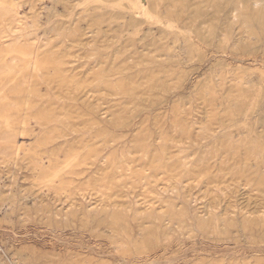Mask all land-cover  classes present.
<instances>
[{"label": "rangeland", "instance_id": "obj_1", "mask_svg": "<svg viewBox=\"0 0 264 264\" xmlns=\"http://www.w3.org/2000/svg\"><path fill=\"white\" fill-rule=\"evenodd\" d=\"M13 1L0 0V17L4 16L0 18V57L8 52V56L28 55L30 70L37 68L39 84L33 93L18 87L17 93H9L0 103V264H264V30L252 16L264 10L263 0H245L249 4L240 5L239 20H234L239 23L231 29L227 19L231 6H214L205 19L215 33L206 37L190 28L196 19L188 7L182 20L174 15L178 8L170 3L174 0L159 2L155 8L151 0H136L137 7L129 0ZM185 2L189 6L194 0ZM88 7L90 13L86 14ZM97 8H106L109 14L101 17ZM117 14L119 20L113 18ZM244 15L254 19L248 32L241 25ZM228 29L232 35L224 44L220 39ZM36 52L45 67H36ZM150 55L157 57L155 76L148 75V67L134 65L140 57L148 59ZM66 62L71 64L62 69H68L58 70L55 78L48 77L52 74L46 68L52 70L54 63ZM125 66L131 67L130 71ZM168 73H173L172 82L158 92L155 103L146 100L145 110L125 104V100L137 101L140 96L122 97L125 87L144 79L147 89L159 84ZM107 74L112 77L107 79ZM29 97L32 106L25 108ZM238 108L243 112L231 121ZM95 111H100L99 123L94 131H85L84 122ZM66 118L71 127L63 122ZM123 119L133 122L129 127L115 126ZM249 124L253 127L247 129ZM145 125L158 142V127L169 133L171 144L165 146L168 159L161 149L155 152L156 159L152 158L154 152L136 150ZM48 134L52 138L45 139ZM21 143L26 144L16 157L12 151ZM78 154L79 161L74 159ZM41 157L45 165L40 164ZM63 161H68L70 168ZM68 168L71 174H67ZM50 174L54 178L57 175L59 184L55 185ZM170 175H175L174 179ZM142 177L145 179L140 181ZM47 178L54 179V185ZM183 224L191 227L190 233Z\"/></svg>", "mask_w": 264, "mask_h": 264}, {"label": "bare ground", "instance_id": "obj_2", "mask_svg": "<svg viewBox=\"0 0 264 264\" xmlns=\"http://www.w3.org/2000/svg\"><path fill=\"white\" fill-rule=\"evenodd\" d=\"M13 1V0H12ZM105 1H108V0H105ZM147 1H149L150 2V0H147ZM162 1H164V0H151V3H154V8L155 7H157V5H158V3L159 2H162ZM14 2V1H13ZM12 2V3H13ZM129 2L131 3V4H133L134 6H136L137 7V1L136 0H129ZM249 2H251V0L249 1ZM249 2H246L245 0H194V2L193 3H190V5L189 6H187L186 5V2H185V0H174L173 2H170V3H172V5L175 3V5H176V7H178V8H176L177 10L176 11H174L175 12V14L174 15H176L177 14V18L178 19H181V17H182V13L184 12V10H185V8H187L188 7V9L190 10V13H193L194 14V17H195V19L196 20H194V23H192V24H190V28L191 29H194V31L197 33V34H199V35H201L202 37H206L207 35H211V34H214L215 33V29H214V27L210 24V25H208V27H207V23H208V20H206L205 18L209 15V10L210 9H212V8H214V6H221V5H228V6H231L230 7V12L228 13V21H229V25H230V29L232 28V26H234L235 25V23L236 22H238V21H234V20H237L238 19V15H237V11H238V9H240V5H244V4H249ZM263 2H264V0H263ZM252 3H255V2H252ZM6 4V3H5ZM17 4V3H16ZM15 4V5H16ZM7 5V4H6ZM6 5H3V6H6ZM9 5V4H8ZM259 5V4H258ZM258 5H256V6H258ZM12 7V6H11ZM15 7V6H14ZM13 7V8H14ZM92 7V6H91ZM151 7V6H150ZM152 7V9H154ZM245 7V6H244ZM243 7V8H244ZM247 7V6H246ZM252 7H254V6H252ZM1 8V7H0ZM8 8H10V7H8ZM90 7H88L86 10H85V13L86 14H89L90 13V9H89ZM118 9H120L121 8V6H119V7H117ZM174 8V7H173ZM97 9H101V11H98V12H100V14H98V15H100L101 17H104V16H106L107 14H109V10H107L106 8H97ZM175 9V8H174ZM257 9V8H256ZM16 10L18 11V9L16 8ZM242 10V9H241ZM240 10V11H241ZM252 10H254L253 8H252ZM257 10H259V9H257ZM256 10V11H257ZM5 11H7V10H5ZM245 11V10H244ZM244 11L241 13V15L244 13ZM3 12V11H2ZM1 12V13H2ZM10 12V11H9ZM12 12V11H11ZM14 12V11H13ZM247 12V11H246ZM15 13V12H14ZM122 13V12H121ZM252 14H253V12H251ZM13 14V13H12ZM248 14V13H247ZM259 15L258 16H254V15H252L254 18H255V20H256V22L259 24V26L261 27V28H263V30H264V10L263 11H260L259 13H258ZM2 15V14H1ZM0 15V16H1ZM4 15V14H3ZM11 15V14H10ZM16 15H17V12H16ZM240 15V14H239ZM256 15H257V13H256ZM6 16V15H5ZM246 15H244V17H245ZM117 17V18H116ZM203 17V18H202ZM0 18H2V17H0ZM3 18H4V16H3ZM3 18H2V20H3ZM12 18V17H11ZM17 18V17H16ZM15 18V19H16ZM113 18L114 19H120L119 18V14H117V16H115V15H113ZM241 18H243V17H241ZM240 18V19H241ZM15 19H14V22L13 23H15ZM183 19V18H182ZM181 19V20H182ZM226 19V20H227ZM254 20L251 16H246L244 19H243V21H242V23H241V25L245 28V30L247 31V29L248 30H252L251 29V21L252 20ZM11 20V19H10ZM13 20V19H12ZM11 20V21H12ZM239 20V19H238ZM19 21V20H18ZM179 21V20H178ZM211 21H213V20H211ZM4 22V21H3ZM1 23V25H2V22H0ZM211 23V22H210ZM239 23V22H238ZM6 24V23H5ZM35 24H37V23H35ZM34 24V25H35ZM209 24V23H208ZM0 25V26H1ZM34 25H32L33 27H35ZM124 25V24H123ZM185 25V24H184ZM228 25V26H229ZM5 26H8V25H5ZM9 26H10V24H9ZM28 26V25H27ZM30 26V25H29ZM238 26H240V25H238ZM14 27V26H13ZM58 27V26H57ZM235 27V26H234ZM1 28H2V26H1ZM8 28V27H7ZM11 28H12V25H11ZM236 28H237V25H236ZM3 29H5V28H3ZM10 29V28H9ZM234 29V28H233ZM229 30V29H228ZM240 30H241V28H240ZM240 30H239V32H240ZM1 31V30H0ZM17 31H18V29H17ZM56 31H57V29H56ZM242 31V30H241ZM3 32H5V31H3ZM7 32V31H6ZM9 32H10V30H9ZM58 32V31H57ZM194 32V33H195ZM248 32V31H247ZM13 33H15V31L13 32ZM227 34L225 35V36H222V38L220 39L221 41L220 42H224V44H225V42L226 41H228V40H230L229 39V37L232 35V32L229 30V31H227L226 32ZM235 33V32H234ZM250 33V32H249ZM262 32L260 31V34H261ZM2 35H3V33H1ZM8 34V33H7ZM57 34V33H56ZM60 33H58L57 35H59ZM175 34V33H174ZM240 34V33H239ZM244 34V33H243ZM56 35V36H57ZM237 35V34H236ZM250 35H251V33H250ZM249 35V36H250ZM256 37H257V35L256 34H254ZM6 36V35H5ZM60 36V35H59ZM240 36V35H239ZM244 37H245V35H244ZM0 38H1V36H0ZM235 38H236V36H235ZM241 38V37H240ZM247 38V37H246ZM250 38V37H249ZM248 38V39H249ZM239 39V38H238ZM256 40V39H255ZM241 41V40H240ZM239 41V42H240ZM252 41V40H251ZM250 41V42H251ZM252 43V42H251ZM48 44V43H47ZM237 44V43H236ZM241 44V43H240ZM33 45V44H32ZM190 46L192 45V44H189ZM14 46V45H13ZM12 46V47H13ZM17 46H18V44H17ZM30 46H31V44H30ZM34 46H35V44H34ZM44 45H43V43H42V45H41V47H43ZM189 46V47H190ZM7 47H9L8 45H7ZM6 47V48H7ZM32 47V46H31ZM186 47V46H185ZM241 47V46H240ZM35 48V47H34ZM40 48V47H39ZM187 48V47H186ZM192 49H195V47L194 46H192L191 47ZM9 49V48H8ZM11 50V49H10ZM47 50V49H46ZM170 50H172V49H170ZM184 51V50H183ZM18 52V51H17ZM47 52V51H46ZM45 52V53H46ZM41 53V52H40ZM168 53H170V51L168 50ZM8 54H10L9 52L7 53V56H4V57H0V103L2 102L3 103V100H7L8 99V94L9 93H17L18 91H17V89H18V87H20V89L22 88L25 92H32L33 93V91H34V88L39 84V76H38V73L36 72V70H37V68H36V70H35V68H34V70L32 71V70H30V65H31V59L29 58V56L28 55H26V54H23L21 57H15V56H8ZM2 55V54H1ZM43 55V54H42ZM168 55V54H167ZM166 55V56H167ZM177 55V54H176ZM3 56V55H2ZM19 56V55H18ZM43 56H45V55H43ZM43 56H41L42 58H43ZM144 56V55H143ZM142 56V57H143ZM173 56V55H172ZM64 57V56H63ZM63 57H62V59H63ZM70 57V56H69ZM142 57H140V60L138 61V62H134L133 64L134 65H140L141 67H143V69L144 68H146V67H148V69H150L149 71H147L148 72V75L150 74H153L154 76H155V73L153 72L154 70H155V64H154V62L157 60V57L156 56H151L150 55V57L148 58V59H146L145 57V59L146 60H144V58H142ZM169 57V56H168ZM177 57V56H176ZM45 58V57H44ZM60 58H61V56H60ZM65 58V57H64ZM72 58V57H71ZM75 58V57H74ZM73 58V59H74ZM171 58V57H170ZM75 59H77V57L75 58ZM42 60V59H41ZM40 59H39V54H38V52H36V55H35V57H34V62H35V65H36V67H38V66H43V67H45L44 66V63L41 61ZM46 60L47 59H45V63H46ZM53 60V59H52ZM57 60H58V57H57ZM66 60V59H65ZM64 60V61H65ZM69 60V59H68ZM78 60V59H77ZM49 61V60H48ZM56 61V60H55ZM59 61H61V60H59ZM57 63H58V61H56ZM50 63V62H49ZM55 64L54 63V65L52 66V70L51 69H49V68H46L47 70V72H48V74L49 75H51L52 74V76H48V74H45L44 76L46 77V75L50 78V77H52V78H55V77H57L55 74H58V70H60V71H64V70H66V69H68V68H65V69H62V67L64 66H66L67 64L69 65V64H71V62H66L65 64H61V63H59V64ZM62 63H63V61H62ZM79 64V63H78ZM132 64V63H131ZM47 66V65H46ZM123 66V65H122ZM133 66V65H132ZM68 67V66H67ZM72 67H73V65H72ZM121 67V66H120ZM125 68H126V70H129L130 68H129V66H125ZM111 70V69H110ZM117 70H120V69H117ZM43 71V70H42ZM108 71H109V69H108ZM115 71H116V69H115ZM121 71V70H120ZM130 71V70H129ZM46 72V73H47ZM67 72V71H66ZM65 72V73H66ZM71 72V71H70ZM111 72V71H110ZM109 72V73H110ZM119 72V71H118ZM124 72H125V70H124ZM170 72H172V71H170ZM231 72V71H230ZM233 72V71H232ZM45 73V72H44ZM64 73V72H63ZM64 73V74H65ZM106 73V72H105ZM108 73V72H107ZM146 72H144V73H142V74H145ZM175 73V72H174ZM215 73V72H214ZM217 73V72H216ZM68 74V73H67ZM220 74V73H219ZM237 74V73H236ZM66 75V74H65ZM65 75H62V76H65ZM69 75V74H68ZM112 75V74H111ZM173 75V73H168V75H167V77L164 79V80H162V81H160L159 82V84L157 83V84H154V86L152 85V86H150V88H147L146 89V86H144L146 83L143 81L144 79H142V82H140V83H135V82H133V83H131L128 87H125L123 90V93H121V96L123 95L124 97H126V98H130L131 99V96H133V95H135V97H138L139 95V97L137 98V101H130V102H128V103H126L127 102V100H125L126 102H125V104H127L128 105V107L130 106H132L133 108H135V109H142V108H144V106H145V104H144V102H146V100H150V101H152L153 103H155L156 101H157V99H158V92L159 91H161V90H165L167 87H169L170 86V83L172 82V76ZM76 76V75H75ZM61 77V76H60ZM109 77H112V76H110V74L108 75L107 74V76H106V78L108 79ZM157 77V76H156ZM217 77H219V76H217ZM63 78V77H62ZM66 78V77H65ZM234 78V77H233ZM237 78V77H236ZM45 79V78H44ZM58 79H60V78H58ZM72 79V78H71ZM79 79H80V77H79ZM116 79V78H115ZM119 79V78H118ZM146 79V78H145ZM220 79V78H219ZM235 79V78H234ZM57 80V79H56ZM61 80H64V79H61ZM66 80V79H65ZM74 80H76V79H74ZM117 80V79H116ZM123 80V79H122ZM136 80V79H135ZM239 80H241V79H239ZM54 81V80H53ZM68 80H66V82H67ZM73 81V80H72ZM76 81H78V80H76ZM75 81V82H76ZM104 81V80H103ZM132 81H134L133 79H132ZM138 81V80H137ZM149 81V80H148ZM154 80H152V82H153ZM217 81V80H216ZM215 81V82H216ZM235 81V80H234ZM236 81H238L237 79H236ZM64 82V81H63ZM130 82H131V80H130ZM152 82H150V83H152ZM220 82V81H219ZM65 83V82H64ZM71 83H73V82H71ZM70 83V84H71ZM80 83V82H79ZM105 83H108V81L107 82H105ZM76 84V83H75ZM238 84V83H237ZM68 85V84H67ZM77 85V84H76ZM71 86H74V85H69V86H67L68 88L69 87H71ZM84 86V85H83ZM208 86H210V85H208ZM80 88V87H79ZM86 88V87H85ZM208 88V87H207ZM206 88V89H207ZM92 89V88H91ZM91 89H90V91H91ZM144 89H146V90H144ZM66 90V89H65ZM64 90V91H65ZM120 90V89H119ZM204 90V89H203ZM218 90H220V89H218ZM69 91V90H68ZM87 91V90H86ZM209 91V90H208ZM37 92H41V90L39 91H37ZM204 92V91H203ZM213 92V91H212ZM212 92H211V94H212ZM221 92V91H220ZM42 93H44V92H42ZM119 93V92H118ZM206 93V92H205ZM209 93V92H208ZM216 93V92H215ZM222 93V92H221ZM220 93V94H221ZM39 94V93H38ZM76 94H77V92H76ZM70 95H72V93L70 94ZM86 95H87V93H85L84 94V96H82V98L81 99H83V98H85L86 97ZM233 95V94H232ZM238 95H240V93H238ZM43 96V95H42ZM41 96V97H42ZM119 96V95H118ZM122 96V97H123ZM76 97V96H75ZM40 98V97H39ZM77 98V97H76ZM208 98V97H207ZM217 98V97H216ZM219 98V97H218ZM40 99H42V98H40ZM64 99V98H63ZM72 99V98H71ZM80 99V100H81ZM88 99H90L89 97H88ZM245 99V98H244ZM31 100V97H29V99H28V101L24 104L25 105V108H29V107H31L32 106V100ZM234 100V99H233ZM31 102V103H30ZM90 101H88V103H89ZM230 102V101H229ZM243 103H244V101H243ZM242 103V104H243ZM9 104V103H8ZM158 104V103H157ZM154 105V104H153ZM240 105V104H239ZM11 106V105H10ZM10 106H8V107H10ZM13 106V105H12ZM11 106V107H12ZM157 106H159V104L157 105ZM232 107H235V106H232ZM232 107H230V108H232ZM91 108H93L92 107V105H91ZM9 110V109H8ZM92 110V109H91ZM94 110H95V108H94ZM143 110H145V108L143 109ZM233 110V109H232ZM97 111V110H96ZM96 111H95V113H91L90 114V116L91 117H89L88 119H87V121L86 122H84V126L82 127V129H84L85 131H94V128H95V126L99 123V121H98V119H97V117L99 118V116H98V114L100 113V111H98L97 112V114H96ZM56 112V111H55ZM54 112V113H55ZM232 112V111H231ZM234 113H233V115H232V118L230 119L231 121H236L235 119H234V117L236 116L237 117V115H240L242 112H243V110L241 109V108H238V109H236L235 111H233ZM46 113V112H45ZM77 113H79V112H77ZM47 114V113H46ZM59 113H57L56 114V116L58 115ZM69 114H72V113H69ZM45 115V114H44ZM48 115H49V113H48ZM47 115V118L49 117ZM82 115V114H81ZM112 115V117L114 116L115 117V114L113 115V114H111ZM51 116V115H50ZM66 117H67V115H65ZM64 116V117H65ZM70 116V115H69ZM68 116V117H69ZM85 116V115H84ZM7 117V116H6ZM27 117V116H26ZM44 117V116H43ZM52 117V116H51ZM50 117V118H51ZM59 117V116H58ZM63 117V118H64ZM67 117V118H68ZM80 117V116H79ZM111 117V118H112ZM241 117V116H240ZM63 118H60V119H63ZM66 118V120H63V122L64 121H66L67 122V124H69L70 125V127H71V122H69V120ZM116 118V117H115ZM118 118H119V115H118ZM124 118V117H123ZM135 118V117H134ZM133 118V119H134ZM238 118V117H237ZM5 119V118H4ZM7 119H9L8 117H7ZM44 119V118H43ZM49 119V118H48ZM52 119H54V118H52ZM59 119V118H58ZM75 119V118H74ZM114 119V118H113ZM122 119V118H121ZM126 119V118H125ZM125 119H123V120H118L117 121V123L115 124V126H119V127H129L131 124H132V119L127 123L126 122V120ZM136 119V118H135ZM33 121V120H32ZM50 121H54V120H49V122ZM56 121V120H55ZM54 121V122H55ZM76 121V120H75ZM128 121V120H127ZM237 121H239V120H237ZM2 122V121H1ZM49 122L47 123V124H49ZM60 122V121H59ZM65 122V123H66ZM69 122V123H68ZM111 122V121H110ZM126 122V123H125ZM111 123H113V122H111ZM22 124H23V126L26 124V120H24L23 122H22ZM55 124V123H54ZM59 124H61V123H59ZM63 124V123H62ZM67 124H64V125H67ZM78 124V123H77ZM181 124V123H180ZM51 125V124H50ZM74 125V124H73ZM111 125H113V124H111ZM68 126V125H67ZM184 126V125H183ZM9 127V126H8ZM54 127V126H53ZM70 127H68V128H70ZM180 127V126H179ZM185 127V126H184ZM253 126L251 125V124H249V126L247 127V129L248 128H252ZM183 128V127H182ZM208 128V127H207ZM8 129V128H7ZM26 129V128H25ZM62 129V128H61ZM75 129V128H74ZM73 129V130H74ZM4 130V129H3ZM24 130V129H23ZM53 130V129H52ZM60 130V129H59ZM63 130V129H62ZM9 131V130H8ZM36 131V130H35ZM40 131V130H39ZM54 131V130H53ZM78 131V130H77ZM187 131H189V130H187ZM11 132V131H10ZM15 132V131H14ZM33 132V131H32ZM74 132V131H73ZM105 132L107 133L108 131H106L105 130ZM208 132V131H207ZM211 132V131H210ZM4 133H5V131H4ZM9 134V132H7L6 131V133L5 134ZM16 133V132H15ZM35 133V132H34ZM38 133V132H37ZM51 133V132H50ZM67 133V132H66ZM105 133V134H106ZM157 133L159 134V136H160V140H161V142H158L157 140H154V138H153V133H152V131L149 129V127H147V125H145L142 129H141V131L139 132V136H138V141H137V143H136V147L137 148H139V149H136L137 151L139 150V152H140V149L143 151V153H145V154H148V153H150V152H154L153 153V156H152V158L153 159H156V157H157V155H155L156 153L155 152H157V150H162V152H163V156H164V158H169L168 157V154H167V150H166V147H168L167 145L168 144H171V141H170V136L166 133H164L163 132V128H157ZM223 133V132H222ZM228 133V132H227ZM227 133H224V134H226L227 136L229 135V134H227ZM230 133V132H229ZM52 134H54V133H52ZM56 134V133H55ZM105 134H104V136H105ZM188 134V133H187ZM206 134V133H205ZM214 134H216V133H214ZM24 135H25V130L22 132V136L24 137ZM49 135V134H48ZM101 135H102V133H101ZM101 135H99V136H101ZM208 135V134H207ZM225 135V136H226ZM15 136V135H14ZM21 136V137H22ZM53 136H56V135H53ZM58 136V135H57ZM56 136V138H55V140H57V139H59L58 137ZM61 136V135H60ZM63 136V135H62ZM61 136V137H62ZM68 136H71V135H68ZM68 136H66V138L68 137ZM94 136V135H93ZM227 136H226V138H227ZM2 138H3V136H1ZM7 137V136H6ZM9 137V136H8ZM7 137V138H8ZM42 137H43V135H42ZM45 137V136H44ZM43 137V138H44ZM49 137H51L50 135L47 137V138H45V139H48ZM60 137V138H61ZM109 137V139H110V136H108ZM107 137V138H108ZM116 137V135L114 136V138ZM224 137V136H223ZM223 137H221V138H223ZM10 138V137H9ZM8 138V139H9ZM12 138V137H11ZM17 138V137H16ZM52 138V137H51ZM82 138V137H81ZM80 138V139H81ZM83 138H84V136H83ZM97 138V137H96ZM210 138V137H209ZM229 138V137H228ZM233 138V137H232ZM6 139V138H5ZM4 139V141L3 142H5L6 140ZM23 139V138H22ZM40 139V138H39ZM50 139V138H49ZM91 139V138H90ZM99 140H100V137L98 138ZM112 139H113V136H112ZM112 139H110V140H112ZM116 139V138H115ZM118 139V138H117ZM116 139V140H117ZM225 139V138H224ZM54 140V141H55ZM62 140V139H61ZM64 140V139H63ZM106 140V139H105ZM103 141V142H106L107 143V141ZM109 140V141H110ZM119 140V139H118ZM41 141V140H40ZM47 141V140H46ZM45 141V143H47ZM53 141V142H54ZM82 141V140H81ZM113 141H115V140H113ZM134 141V140H133ZM223 141V140H222ZM221 141V142H222ZM232 141V140H231ZM16 142V141H15ZM14 142V143H15ZM39 142V141H38ZM43 142H44V140H43ZM43 142L41 143V144H43ZM50 142V141H49ZM51 142H52V140H51ZM52 142V143H53ZM83 142V141H82ZM88 142V141H87ZM119 142H120V140H119ZM170 142V143H169ZM173 142H174V140H173ZM228 142V141H227ZM253 142H255V139L253 140ZM1 143V142H0ZM9 143V142H8ZM8 143H6V145L8 144ZM13 143V142H12ZM44 143V144H45ZM56 143V142H55ZM99 143H101V142H99ZM98 143V144H99ZM105 143V144H106ZM109 143V142H108ZM112 142H110V144H111ZM162 143V144H161ZM3 144V143H2ZM24 144H26V143H21L20 144V146H17V144H16V146H17V148L16 149H14L12 152H14L15 154H16V157H18V156H20L21 155V153H22V145H24ZM40 144V143H39ZM51 144V143H50ZM79 144V143H78ZM97 144V145H98ZM230 144V143H229ZM257 144V143H256ZM262 143L260 142V144L259 145H261ZM9 145H11V143H9L8 144V146ZM36 145H38V143H36ZM46 145H48V144H46ZM45 145V146H46ZM81 145V144H80ZM94 145H96V144H94ZM101 145H102V143H101ZM106 145H108V144H106ZM235 145H237V144H235ZM15 146V147H16ZM26 146V145H25ZM44 146V147H45ZM50 146V145H49ZM62 146V145H61ZM100 146V145H99ZM110 146V145H109ZM135 145H133V147H134ZM166 146V147H165ZM216 146H217V144H216ZM7 146H5V148H6ZM31 147V146H30ZM33 147V146H32ZM40 147V146H39ZM42 147V146H41ZM132 147V146H131ZM163 147H165V148H163ZM235 147V146H234ZM258 147V146H257ZM262 147V146H261ZM1 148V147H0ZM35 148V147H34ZM47 148V147H46ZM93 148V147H92ZM100 148H101V146H100ZM9 149H11V147L9 148ZM23 149H24V147H23ZM36 149V148H35ZM34 149V151H36V150H41V149H36L35 150ZM84 149V148H83ZM90 149V148H89ZM97 149V148H96ZM12 150V149H11ZM28 150V149H27ZM56 150V149H55ZM61 151H62V149H60ZM60 150H59V152H60ZM94 150V149H93ZM134 150H135V148H134ZM253 150V149H252ZM259 150V149H258ZM9 151V150H8ZM30 151V150H29ZM104 151H106V150H104ZM133 151V150H132ZM254 151V150H253ZM1 152V151H0ZM4 152H5V150H4ZM11 152V153H12ZM48 152V151H47ZM47 152H45V153H47ZM86 152V150L84 151V153ZM91 152V151H90ZM170 152V151H169ZM264 152V151H263ZM262 152V153H263ZM51 153H53V151L51 152ZM87 153V152H86ZM94 153V152H93ZM93 153H91V155L93 154ZM99 152H96V154H98ZM126 153V152H125ZM124 153V154H125ZM129 153H130V151H129ZM132 154H133V152H131ZM7 154V153H6ZM23 154H25V153H23ZM28 154V153H27ZM30 154V153H29ZM33 154H35V153H33ZM43 153H41V155H42ZM59 154H61V153H59ZM90 154V153H89ZM88 154V155H89ZM95 154V153H94ZM93 154V155H94ZM104 154V153H103ZM115 154V153H114ZM58 155V154H57ZM73 155V154H72ZM71 155V156H72ZM83 155V154H82ZM112 155V154H111ZM117 155V154H116ZM122 155V154H121ZM130 155V154H129ZM144 155V154H143ZM150 155H152V154H150ZM170 155V154H169ZM254 155H255V153H254ZM10 156H12L11 154H10ZM51 156H53V154L51 155ZM58 156H60V155H58ZM79 154L78 155H75V158L74 159H77L78 160V158H79ZM101 156V155H100ZM128 156V155H127ZM142 156V155H141ZM6 157V156H5ZM7 157H9V153H8V155H7ZM28 157V156H27ZM31 157V156H30ZM69 157V156H68ZM67 157V158H68ZM73 157V156H72ZM83 157V156H82ZM85 157H87V156H85ZM102 157V156H101ZM111 157V156H110ZM114 157V156H113ZM257 157V156H256ZM12 158V157H11ZM10 158V159H11ZM39 158V157H38ZM38 158H36V159H38ZM42 159H40V164H44L45 163V159L43 158V157H41ZM84 158V157H83ZM96 158V157H95ZM99 158V157H98ZM118 158V157H117ZM126 158V157H125ZM163 158V157H162ZM161 158V159H162ZM254 158V157H253ZM260 158V157H259ZM261 158L262 159H264V153H263V155L261 156ZM20 159V158H19ZM26 158H24L23 160L24 161H26L25 160ZM29 159V158H28ZM32 159V158H31ZM34 159H35V157H34ZM48 159V158H47ZM50 159H51V157H50ZM72 159V158H71ZM104 159H106V158H104ZM119 159V158H118ZM247 159V158H246ZM9 160V159H8ZM22 160V159H21ZM33 160V159H32ZM32 160H31V162H32ZM39 160V159H38ZM56 160H57V158H56ZM60 160V159H59ZM58 160V161H59ZM73 160V159H72ZM71 160V161H72ZM79 160H81V157H80V159ZM78 160V161H79ZM84 160V159H83ZM82 160V161H83ZM95 161H96V159H94ZM101 159L99 158V161H100ZM109 160V159H108ZM112 160V159H111ZM121 160V159H120ZM130 160V159H129ZM128 160V161H129ZM138 160V159H137ZM244 160V159H243ZM253 160V159H252ZM251 160V161H252ZM15 161V160H14ZM28 161H30V160H28ZM34 161V160H33ZM47 161V160H46ZM52 161V160H51ZM57 161V162H58ZM68 161H69V158H68ZM67 161V162H68ZM71 161H70V165H71ZM76 161V160H75ZM74 161V162H75ZM77 161V162H78ZM110 161V160H109ZM115 161V160H114ZM125 161H126V159H125ZM169 161V160H168ZM245 161V160H244ZM253 161H255L256 162V159H254ZM54 162H55V160H54ZM53 162V163H54ZM60 162H62V161H60ZM66 162V163H67ZM76 162V163H77ZM105 162V161H104ZM112 162V161H111ZM122 162V161H121ZM30 163V162H29ZM35 163V162H34ZM51 163V162H50ZM52 163V164H53ZM63 163H65L64 161H63ZM65 163V164H66ZM79 163H81V162H79ZM78 163V164H79ZM85 163H86V161H85ZM90 163V162H89ZM89 163H87V164H89ZM98 163V162H97ZM114 163V162H113ZM128 163V162H127ZM159 163V162H158ZM27 164V163H26ZM32 164V163H31ZM77 164V165H78ZM126 164V163H125ZM263 164V163H262ZM35 165H37V163L35 164ZM45 165V164H44ZM60 165V164H59ZM62 165V164H61ZM60 165V166H61ZM66 165H68V164H66ZM76 165V166H77ZM83 165V164H82ZM113 165V164H112ZM120 165H122V164H120ZM162 165V164H161ZM185 165H187V164H185ZM184 164L182 165L183 167L185 166ZM248 165H250V164H248ZM31 166V165H30ZM33 166V165H32ZM38 166V165H37ZM48 166V165H47ZM56 166H58V163H57V165ZM72 166V165H71ZM156 166V165H155ZM164 166V165H163ZM163 166L161 167L162 169H163ZM195 166V165H194ZM194 166H192V167H194ZM206 166V165H205ZM39 167V166H38ZM38 167H37V169H38ZM41 167V166H40ZM45 167V166H44ZM54 167V166H53ZM62 167V166H61ZM65 167V166H64ZM68 167H69V165H68ZM77 167H79V166H77ZM81 167H83V166H81ZM84 167H88L87 165L85 166L84 165ZM121 167V166H120ZM159 167V166H158ZM165 167V166H164ZM247 167H249V166H247ZM70 168V167H69ZM68 168V169H69ZM75 168V167H74ZM73 168V169H74ZM106 168V167H105ZM111 168H114V167H111ZM189 168V167H188ZM17 169V168H16ZM33 169V168H32ZM36 169V170H37ZM60 169V168H59ZM63 169V168H62ZM65 169H66V167H65ZM79 169H81V168H79ZM118 169V168H117ZM146 169V168H145ZM158 169V168H157ZM245 169V168H244ZM247 169V168H246ZM54 170H55V168H54ZM53 170V171H54ZM56 170H57V167H56ZM55 170V171H56ZM72 170V169H71ZM119 170V169H118ZM118 170H117V172H118ZM130 170V169H129ZM143 170V169H142ZM155 169H153V171H154ZM161 170V169H160ZM163 170H165V169H163ZM190 170V169H189ZM242 170V169H241ZM249 170H251L250 168H249ZM248 170V171H249ZM260 170V169H259ZM259 170H258V172H259ZM39 171V170H38ZM37 171V172H38ZM49 171V170H48ZM66 171V170H65ZM65 171H64V173H65ZM69 172L67 173V174H71L73 171H70V169L68 170ZM79 171V170H78ZM82 171V170H81ZM157 171V170H156ZM183 171V170H182ZM61 172V174L63 173L62 171H60ZM60 172H59V174H60ZM75 172H76V170H75ZM127 172H129L128 170H127ZM131 172V171H130ZM143 172V171H142ZM141 172V173H142ZM162 172V171H161ZM184 172V171H183ZM186 172V171H185ZM251 172V171H250ZM48 173V172H47ZM53 173V172H52ZM58 172H56V173H54V174H57ZM63 173V174H64ZM82 173V172H81ZM132 173V172H131ZM140 173V174H141ZM144 173V172H143ZM154 173V172H153ZM171 173V172H170ZM190 173V172H189ZM188 173V174H189ZM249 173V172H248ZM254 173V172H253ZM260 173V172H259ZM58 174V175H59ZM61 174H60V176H61ZM78 174V173H77ZM107 174V173H106ZM161 174V173H160ZM165 174H167V172H165ZM177 174V173H176ZM186 174V173H185ZM215 174V173H214ZM247 174V173H246ZM257 174V173H256ZM256 174H254L255 176H257ZM264 174V173H263ZM76 175V174H75ZM80 175V174H79ZM85 175V174H84ZM96 175V174H95ZM121 174H119V176H120ZM123 175V174H122ZM158 175V174H157ZM184 175V174H183ZM216 175V174H215ZM36 176V175H35ZM50 176H51V174H50ZM54 176V175H53ZM53 176H51V177H53ZM107 176V175H106ZM126 176V175H125ZM131 176H133V175H131ZM150 176H152V175H150ZM154 176V175H153ZM152 176V177H153ZM171 176V175H170ZM190 176V175H189ZM188 176V177H189ZM192 176V175H191ZM195 176V175H194ZM218 176V175H217ZM59 177V176H58ZM72 177V176H71ZM79 177V176H78ZM81 177V176H80ZM123 177V176H122ZM122 177H121V179H122ZM128 177H130L129 175H128ZM127 177V178H128ZM134 177V176H133ZM145 177V176H144ZM156 177V176H155ZM172 178L171 179H174L173 177H175V175L174 176H171ZM179 177V176H178ZM181 177V176H180ZM179 177V178H180ZM183 178H184V176H182ZM193 177V176H192ZM196 177V176H195ZM200 177V176H199ZM220 177V176H219ZM258 177V176H257ZM54 178V177H53ZM52 178V179H53ZM55 178H57V175H56V177ZM54 178V179H55ZM63 178V177H62ZM102 178V177H101ZM104 178V177H103ZM127 178H125V179H127ZM150 178V177H149ZM198 178V177H197ZM207 178V177H206ZM222 178V177H221ZM43 179V178H42ZM48 179V178H47ZM49 179H50V177H49ZM49 179H48V181H49ZM54 179L52 180V181H49V182H52V184L54 185ZM61 179V178H60ZM59 179V180H60ZM119 179V178H118ZM124 179V180H125ZM129 179V178H128ZM143 179H145V178H143L142 177V179H139L140 181L141 180H143ZM147 180H148V178H146ZM151 179V178H150ZM156 179H158L157 177H156ZM155 179V180H156ZM170 179V180H171ZM185 179V178H184ZM199 179H201V178H199ZM203 179V178H202ZM208 179V178H207ZM207 179H205V180H207ZM209 179H211V178H209ZM257 179V178H256ZM262 179V182H261V186L264 188V177H262L261 178ZM58 180V179H57ZM63 180V179H62ZM62 180H60V181H62ZM92 180V179H91ZM96 180V179H95ZM97 180H98V178H97ZM103 180H105V179H103ZM115 180V179H114ZM136 180V179H135ZM178 180V179H177ZM182 180V179H181ZM194 180V179H193ZM71 182H72V180H70ZM69 181V182H70ZM77 181V180H76ZM88 181H90V180H88ZM119 181V180H118ZM117 181V182H118ZM138 181V180H137ZM172 181V180H171ZM180 181V180H179ZM191 181V180H190ZM203 181H204V179H203ZM261 181V180H260ZM40 182H41V178H40ZM48 182V183H49ZM68 182V183H69ZM73 182H75L74 180H73ZM99 182V181H98ZM112 182V181H111ZM110 182V184H112ZM125 182V181H124ZM144 182V181H143ZM149 182V181H148ZM153 182V181H152ZM155 182V181H154ZM175 182V181H174ZM45 183V182H44ZM55 183H56V179H55ZM76 184H78L77 182H75ZM87 183V182H86ZM89 183V182H88ZM92 183V182H91ZM96 183V182H95ZM146 183V182H145ZM150 183V182H149ZM57 184H59V183H56L55 185H57ZM71 184V183H70ZM74 184V183H73ZM109 184V185H110ZM121 186H122V184H123V182H122V184L121 183H119ZM129 184V183H128ZM147 184V183H146ZM158 184V183H157ZM170 184H172V183H170ZM180 184V183H179ZM257 184V183H256ZM16 185V184H15ZM39 185V184H38ZM45 185V184H44ZM49 185H51V183L49 184ZM63 185V184H62ZM68 185V184H67ZM79 185V184H78ZM89 186H90V184H88ZM87 185V186H88ZM99 185V184H98ZM97 185V186H98ZM124 185V184H123ZM155 185V184H154ZM175 185V184H174ZM35 186V185H34ZM69 187H71V186H73L72 184H71V186L70 185H68ZM81 186V185H80ZM170 186V185H169ZM176 186V185H175ZM257 186V185H256ZM38 187V186H37ZM40 187H42V186H40ZM44 187V186H43ZM64 187V186H63ZM86 187V186H85ZM96 187V186H95ZM101 187V186H100ZM100 187H98V188H100ZM125 187V186H124ZM173 187V186H172ZM179 187V186H178ZM31 188V187H30ZM72 188V187H71ZM46 189V188H45ZM64 189V188H63ZM77 189V188H76ZM75 189V190H76ZM79 189V188H78ZM86 189V188H85ZM84 189V190H85ZM88 189V188H87ZM106 189H108V188H106ZM172 189V188H171ZM30 190V189H29ZM44 190V189H43ZM80 190V189H79ZM93 190V189H92ZM51 191V190H50ZM52 191H54V192H56L55 190H52ZM72 191V190H71ZM86 191V190H85ZM264 191V190H263ZM15 192V191H14ZM64 192H66V191H64ZM74 192V191H73ZM78 192V191H77ZM80 192V191H79ZM154 192H156V191H154ZM42 193V192H41ZM70 193V192H69ZM74 193H76V192H74ZM73 193V194H74ZM82 193V192H81ZM177 193V192H176ZM261 194H262V192H260ZM65 194V193H64ZM154 194V193H153ZM179 195V194H178ZM68 196H69V194H68ZM159 196V195H158ZM176 196H177V194H176ZM35 197V196H34ZM70 197H72L71 195H70ZM69 198V197H68ZM26 200H28V199H26ZM185 200H187V199H185ZM25 201V200H24ZM37 201V200H36ZM175 203V202H174ZM177 203V202H176ZM32 204V203H31ZM13 205V204H12ZM178 205V204H177ZM169 206V205H168ZM174 206H176V205H174ZM173 206V207H174ZM164 207V206H163ZM162 207V208H163ZM166 207H167V205H166ZM173 207H172V210H173ZM170 208H171V205H170ZM176 208H177V206H176ZM179 208V207H178ZM183 208V207H182ZM185 208V207H184ZM183 208V209H184ZM41 209V208H40ZM161 210V209H160ZM168 210V209H167ZM61 211V210H60ZM153 211H155V209L153 210ZM157 211H159V210H157ZM161 212V211H160ZM164 214V213H163ZM162 214V215H163ZM121 215V214H120ZM145 215V214H144ZM122 216V215H121ZM146 216V215H145ZM148 216V215H147ZM146 216V217H147ZM153 216V215H152ZM157 216V215H156ZM155 216V217H156ZM145 217V218H146ZM165 217V216H164ZM85 218V217H84ZM102 218V217H101ZM149 218V217H148ZM163 218V217H162ZM156 219V218H155ZM178 219H179V217H178ZM107 219H105V221H106ZM181 220V219H180ZM213 220V219H212ZM211 220V221H212ZM149 221V220H148ZM157 221V220H156ZM171 221V220H170ZM117 222V221H116ZM161 222V221H160ZM227 222V221H226ZM145 223H147V225H148V222L146 221ZM181 223V222H180ZM110 224V223H109ZM178 224H179V221H178ZM185 224H186V222H185ZM185 224H183V226L185 225ZM263 224V223H262ZM146 225V224H145ZM153 225V224H152ZM173 225V224H172ZM176 225V224H175ZM234 225V224H233ZM186 226V225H185ZM144 227V226H143ZM154 227H155V225H154ZM156 227H157V224H156ZM164 227V226H163ZM190 227V226H189ZM222 227H224V226H222ZM247 227H248V225H247ZM160 228V227H159ZM158 228V229H159ZM171 228H172V226H171ZM184 228V227H183ZM191 228V227H190ZM189 228V229H190ZM152 229V228H151ZM157 229V230H158ZM169 229V228H168ZM179 229V228H178ZM182 228H180V230H181ZM185 229H187V226H186V228ZM189 229H187V230H189ZM172 230V229H171ZM168 231V230H167ZM173 231V230H172ZM190 231H191V229L189 230V233H190ZM212 231H213V229H212ZM168 236V235H167ZM147 238V237H146Z\"/></svg>", "mask_w": 264, "mask_h": 264}]
</instances>
